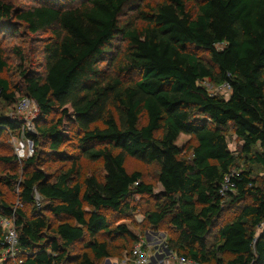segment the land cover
Wrapping results in <instances>:
<instances>
[{
  "label": "trees",
  "instance_id": "obj_1",
  "mask_svg": "<svg viewBox=\"0 0 264 264\" xmlns=\"http://www.w3.org/2000/svg\"><path fill=\"white\" fill-rule=\"evenodd\" d=\"M41 1L25 9L0 1V21L16 16L31 33L53 32L44 73L22 71L26 96L47 120L25 135L71 163L46 173L35 154L22 172L11 166L12 174L0 175L10 189L19 181V199L31 206L15 209L0 188V264H100L113 239L136 240L110 214L132 220L133 199L143 195L161 199L145 218L153 228L167 222L175 229L167 241L174 253L204 264H264V0H161L136 9L140 27L121 20L138 0ZM118 37L126 45L109 73L100 64ZM7 68L0 47V95L10 105L19 87L3 75ZM205 81L227 83L230 92L212 94ZM20 127L0 113V136ZM182 134L195 138L189 155L177 144ZM127 156L158 166L161 193L141 171L126 168ZM81 158L100 161L103 173H83ZM232 170L236 186L224 197ZM227 203L238 212L210 243ZM5 219H13L19 244L3 259Z\"/></svg>",
  "mask_w": 264,
  "mask_h": 264
},
{
  "label": "rangeland",
  "instance_id": "obj_2",
  "mask_svg": "<svg viewBox=\"0 0 264 264\" xmlns=\"http://www.w3.org/2000/svg\"><path fill=\"white\" fill-rule=\"evenodd\" d=\"M13 4L15 9H25L31 5H37L42 3L41 0H0ZM161 0H138L136 4L128 7L124 14L121 16L123 23H131V26H142V20L137 16L136 9L143 7L148 8V5L159 3ZM66 5L76 4L68 0ZM53 36L52 31H41L38 33H31L16 16H13L8 21H0V47H3L7 59L8 68L5 70L3 75L10 80L13 89L19 87V91L16 95L14 104L8 105L6 100L0 95V113L4 115L14 116L18 115V102L26 96L24 87V78L22 71L28 69L37 73H44L45 71V56H44V45ZM126 41L121 37L114 40L111 52L106 54L101 62L102 69L109 73H113L117 70L118 65L121 62V51L124 50ZM194 50L203 57H208L207 52L194 48ZM126 79L137 78L136 73H123L121 74ZM204 85L208 87L212 94H228L226 88L212 84L209 81H205ZM23 118V115H20ZM39 116L34 121V128L31 129L30 133H37V127L40 123L45 124L47 120L38 121ZM230 148L237 153L238 143L233 136H229ZM33 140L27 135H21L19 132H11L5 130L0 136V156L6 157H17L16 162L6 163L0 160V175L12 174V168H16L19 172H22V163L24 159L38 154L37 160L41 165V170L46 173H54L63 165H69L70 161H62L58 157L49 151L46 143H41L36 146L33 142L35 152L33 155L29 154V146ZM196 143L195 138L192 135L182 134L177 144L188 151V155L191 153L189 148ZM67 143L64 145V149L69 153H73L71 147ZM126 168L129 171L139 170L143 173L144 180L153 184L154 194H159L163 190L161 183L158 179L159 168L155 163H146L137 158L127 156ZM81 171L87 175L103 173L102 164L100 161H92L86 158L80 160ZM10 169V170H9ZM19 183V181H18ZM16 183L14 189H10L7 185L0 183V188L3 190L4 198L14 204V208H24L27 212H31V206H24L20 199V185ZM156 196V195H155ZM143 195L136 196L133 199L138 209L133 214L132 220L121 219L118 214H110V218L116 223H124L128 226L129 230L133 233L136 240L130 238H116L110 242L111 256L100 260V264H133L134 256L133 249L137 244H141L145 253L151 257L152 264H161L168 260L174 261L176 256L181 255L174 253L167 247V241L171 237H176L175 229H173L169 223L165 222L158 229L151 227L145 218V212L149 209L155 208V203L161 201L158 197ZM36 202L41 204L43 201L39 195H36ZM238 212L237 207H232L229 203L224 208L223 214L216 222V225L211 229L209 242H214L218 230L225 222L234 218ZM261 229H259L260 231ZM77 250H81L82 244L76 245ZM76 252V249L73 250ZM5 256V254H3ZM1 262V260H0Z\"/></svg>",
  "mask_w": 264,
  "mask_h": 264
},
{
  "label": "built area",
  "instance_id": "obj_3",
  "mask_svg": "<svg viewBox=\"0 0 264 264\" xmlns=\"http://www.w3.org/2000/svg\"><path fill=\"white\" fill-rule=\"evenodd\" d=\"M220 89L226 88L228 92H230L231 86L227 83H224L222 85H218ZM18 115H14L12 117L17 118L21 121V127L19 133L22 135H25L27 131H31L32 128H34V121L39 115V108L37 103L31 99L28 96L23 97L18 102ZM20 115H23L24 117L21 118ZM31 142L29 146V154L33 155L35 152L34 146ZM239 173L236 170H232L229 174H227L224 178V181L222 183V189L221 193L224 197H227V194L229 191H234L235 189V182L233 181V178L238 176ZM3 226L5 228V242L7 243L8 249L7 254H5L4 258H7L8 254L11 257H14L18 252V244H19V238H18V232L16 230L15 224L13 219H5L2 221ZM264 225L261 227L263 230ZM141 244H137L133 249V256H134V263L133 264H152V258L149 257L143 248L141 247ZM161 264H204L200 261H197L191 257L185 256V255H178L176 256V259L174 261L168 260L167 262L161 263Z\"/></svg>",
  "mask_w": 264,
  "mask_h": 264
}]
</instances>
